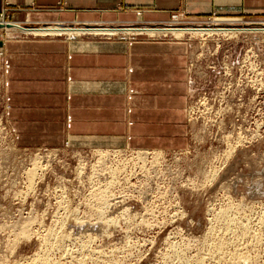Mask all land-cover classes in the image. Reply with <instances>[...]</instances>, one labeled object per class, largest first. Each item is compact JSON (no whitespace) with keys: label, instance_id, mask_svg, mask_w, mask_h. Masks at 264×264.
<instances>
[{"label":"rangeland","instance_id":"374dc122","mask_svg":"<svg viewBox=\"0 0 264 264\" xmlns=\"http://www.w3.org/2000/svg\"><path fill=\"white\" fill-rule=\"evenodd\" d=\"M171 24L261 28L264 18L174 14L133 26ZM194 35L183 36L192 52L185 144L172 149L19 145L6 120L0 48V264L37 249L47 264H264V32Z\"/></svg>","mask_w":264,"mask_h":264},{"label":"crops","instance_id":"0c3cea01","mask_svg":"<svg viewBox=\"0 0 264 264\" xmlns=\"http://www.w3.org/2000/svg\"><path fill=\"white\" fill-rule=\"evenodd\" d=\"M174 14L264 18V0H0V18L23 26L165 24ZM174 38L4 29L6 120L17 143L183 146L192 52Z\"/></svg>","mask_w":264,"mask_h":264},{"label":"bare ground","instance_id":"6f19581e","mask_svg":"<svg viewBox=\"0 0 264 264\" xmlns=\"http://www.w3.org/2000/svg\"><path fill=\"white\" fill-rule=\"evenodd\" d=\"M178 17V16H177ZM2 20V19H1ZM0 24H2V25H0V27H2V28H4V29H6L8 32H11V30L13 29V30H18V31H22V32H24V33H26V34H33V35H36V36H48V35H68L70 38L72 37V36H76V35H81V34H85V33H89V34H97V35H108V36H113V35H117V34H119L120 32H122V33H124V34H134V35H136V34H147V35H168V34H170V35H172V36H174V37H176V38H182L183 36H186V34H195V35H211V34H224V35H230V34H235V33H238V32H242V31H262V32H264V27H261V28H232V27H204V26H184V27H177L176 25H174V24H171L170 26H173V27H166V25L165 26H163V27H156V26H123V27H117V26H104V25H101V26H90V27H85V26H76V25H73V26H66V25H59V24H51V25H40V26H30V27H28V26H21V25H18V24H11V23H6V22H4L3 20L2 21H0ZM176 26V27H175ZM122 35V34H121ZM194 35V36H195ZM80 37V36H79ZM132 38V37H131ZM134 149V148H133ZM100 150V156H106L107 154H110V151L109 150H102V149H99ZM116 150V149H115ZM148 150V149H147ZM147 150H145L144 152H140L141 154H148V151ZM114 151V150H113ZM118 151H120V150H116L115 151V153L116 152H118ZM139 151V150H138ZM156 151V150H155ZM154 151V152H155ZM156 152H159V151H156ZM154 155H159L158 153H154ZM37 166V165H36ZM96 167V166H95ZM35 169H36V167L34 166V168H32L31 170H29L30 172V175L32 176V174L33 173H35L34 171H35ZM112 174H113V172H112ZM31 176H30V178H31ZM29 177V176H28ZM33 177V176H32ZM29 179V178H28ZM33 182V181H32ZM29 184H30V182H29ZM33 183H31L30 185H32ZM30 187V186H29ZM109 195H107V197H108ZM106 197V195L105 194H102V196H101V199H103L104 198V200L106 199L105 198ZM109 199V198H108ZM108 203V202H107ZM102 204V203H101ZM104 204H105V202H104ZM103 204V205H104ZM234 209V208H233ZM220 214L221 215H223V216H226V211L224 210V211H222V212H220ZM223 216H221L222 218H223ZM250 217V216H249ZM56 218V217H55ZM92 219V218H91ZM90 219V220H91ZM106 219V218H105ZM77 220V219H76ZM108 220H112V219H107V220H105V221H108ZM25 221V220H24ZM27 221V220H26ZM32 221V220H31ZM78 221V220H77ZM234 221V220H233ZM113 222H115V221H113ZM229 222V221H228ZM27 224H32V223H30V222H26ZM75 223V222H74ZM18 224V223H17ZM16 224V225H17ZM21 224V223H20ZM56 224V223H55ZM64 224V223H63ZM22 225H25L24 224V222H23V224ZM22 225H20L19 227H21ZM67 225V224H66ZM76 225H77V223H76ZM18 226V225H17ZM17 226H15V227H17ZM62 226V225H61ZM60 226V227H61ZM13 227V226H12ZM15 227H14V229H15ZM29 227L30 226H28V225H26V226H22L21 227V232L20 233H22V232H24L25 230H26V232L28 231V230H30L29 229ZM37 227V226H36ZM44 227V226H43ZM68 227V226H67ZM70 227V226H69ZM73 227V226H72ZM72 227H71V229H72ZM32 228V227H31ZM79 229L81 228V227H78ZM19 229V228H18ZM50 229H51V226H50ZM54 229V228H53ZM58 229V228H57ZM57 229H55V230H57ZM61 229V228H60ZM63 229V228H62ZM239 229V228H238ZM59 230V229H58ZM73 230V229H72ZM20 231V230H19ZM54 231V230H53ZM25 232V233H26ZM64 232H65V230H64ZM72 232V231H71ZM54 233H55V231H54ZM68 232H66V234H67ZM246 233V232H245ZM19 234V233H18ZM23 234V233H22ZM21 234V235H22ZM56 234V233H55ZM58 235H59V233H57ZM56 234V235H57ZM60 234H61V232H60ZM65 233L63 234H61V235H63V236H61V237H59V238H62V237H64V235H66ZM209 234V233H208ZM25 235H27V234H25ZM48 235V234H47ZM55 235V237H57ZM213 235V234H212ZM53 236V235H52ZM67 236V235H66ZM66 236L64 237V238H66ZM68 236H70V233H69V235ZM68 236H67V238H68ZM43 237V236H42ZM48 237L50 238V235H48ZM47 237V238H48ZM55 237H53V238H55ZM44 238V237H43ZM49 238H48V241H51V240H49ZM58 237H57V239L56 240H58L59 239ZM66 238V239H67ZM16 239V238H15ZM46 239V238H45ZM42 240L43 242L45 241V242H47V240ZM245 239V238H244ZM53 240V239H52ZM55 240V241H56ZM62 240H64V239H61V241ZM42 241L40 242L41 244H42ZM59 241V240H58ZM58 241H56L57 243L56 244H58V246H59V242ZM52 242V241H51ZM50 242V243H51ZM53 242H54V240H53ZM64 241H62V243H63ZM49 243V242H48ZM55 243V242H54ZM61 243V242H60ZM66 243V242H65ZM64 243V244H65ZM45 244V243H44ZM86 244V243H85ZM51 245V244H50ZM52 245H53V243H52ZM51 245V246H52ZM219 246H222V245H220V244H218ZM39 246H41V245H39ZM39 246H38V248H39ZM44 246V245H43ZM46 248H47V246H45ZM45 247H43L44 249H45ZM56 247V246H55ZM64 247V246H63ZM237 247V246H236ZM56 248H58V247H56ZM61 248V247H60ZM60 248H58V249H60ZM82 248V247H81ZM44 249H41V250H43L44 251ZM50 249H52V252H53V248H49V250ZM58 249H56V250H58ZM221 249V248H220ZM38 250V249H37ZM36 250V252L37 253H35V255L34 256H32L31 258H29V257H27L26 256V258H29V259H26V261H24V259H22L21 261L19 260V261H17V262H14V261H12V263L14 262V264H47V262L49 261V258H48V260H47V256H48V253L46 254V258L42 255V257L40 256V250H39V253H38V251ZM49 250H45V251H49ZM42 252V251H41ZM57 252V251H56ZM64 252V251H63ZM68 252V251H67ZM232 252V251H231ZM34 253H32V254H34ZM42 253H44V252H42ZM93 253V252H92ZM228 253V252H227ZM39 254V255H38ZM45 254V253H44ZM64 254V253H63ZM63 254H61V257L64 259V257H65V255H63ZM72 254V253H71ZM95 254V253H94ZM50 255V254H49ZM54 256V255H53ZM67 256V255H66ZM72 257H73V255H71ZM75 256V255H74ZM80 256V255H79ZM84 256V255H83ZM82 256V257H83ZM87 256V255H86ZM92 256L93 255H91V258H92ZM223 256V255H222ZM55 257V256H54ZM58 257V256H57ZM70 257V256H69ZM81 257V258H82ZM89 257V256H88ZM76 258V257H75ZM77 258H79V257H77ZM80 258V261L79 262H82L83 260ZM95 258V257H94ZM58 259V258H57ZM60 259V258H59ZM59 259L57 260V261H59ZM66 259V258H65ZM68 259V258H67ZM73 259V258H72ZM71 259V260H72ZM234 259V258H233ZM238 259V258H237ZM17 260V259H16ZM29 260V261H28ZM70 260V259H69ZM67 261L66 262V260L63 262L62 260V262L61 261H59V262H57L56 264H74V261L72 260V261ZM77 262H78V260L77 259H75ZM88 260V259H87ZM221 260V259H220ZM50 261H54V260H50ZM231 261H233V260H231ZM238 261V260H237ZM2 262V261H1ZM54 262H56V261H54ZM87 262V261H86ZM91 262V261H90ZM94 262V261H93ZM236 262V261H235ZM11 263V264H12ZM50 263V262H49ZM82 263H84V261L82 262ZM121 263V262H120ZM233 263V262H232ZM231 263V264H232ZM6 264H8V263H6ZM51 264V263H50ZM55 264V263H54ZM85 264V263H84ZM87 264V263H86ZM234 264V263H233Z\"/></svg>","mask_w":264,"mask_h":264},{"label":"built area","instance_id":"2783aa9c","mask_svg":"<svg viewBox=\"0 0 264 264\" xmlns=\"http://www.w3.org/2000/svg\"><path fill=\"white\" fill-rule=\"evenodd\" d=\"M66 145H68V144H66Z\"/></svg>","mask_w":264,"mask_h":264},{"label":"water","instance_id":"95a60500","mask_svg":"<svg viewBox=\"0 0 264 264\" xmlns=\"http://www.w3.org/2000/svg\"><path fill=\"white\" fill-rule=\"evenodd\" d=\"M0 25H2V24H0Z\"/></svg>","mask_w":264,"mask_h":264}]
</instances>
